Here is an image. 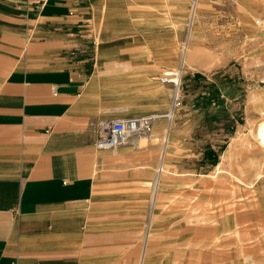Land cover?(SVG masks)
<instances>
[{"label": "crops", "instance_id": "crops-1", "mask_svg": "<svg viewBox=\"0 0 264 264\" xmlns=\"http://www.w3.org/2000/svg\"><path fill=\"white\" fill-rule=\"evenodd\" d=\"M186 7L0 0V264H143L154 175L180 144L160 78ZM145 117L148 129L97 148L103 123Z\"/></svg>", "mask_w": 264, "mask_h": 264}, {"label": "rangeland", "instance_id": "rangeland-1", "mask_svg": "<svg viewBox=\"0 0 264 264\" xmlns=\"http://www.w3.org/2000/svg\"><path fill=\"white\" fill-rule=\"evenodd\" d=\"M159 2H187L170 70L177 77L186 48L192 65L170 120L180 144L145 207L143 264L149 254L148 264H264V151L253 133L264 119V0H201L191 32L193 0ZM219 2H254V12L231 17L236 8ZM236 214L235 233L222 222Z\"/></svg>", "mask_w": 264, "mask_h": 264}, {"label": "built area", "instance_id": "built-area-1", "mask_svg": "<svg viewBox=\"0 0 264 264\" xmlns=\"http://www.w3.org/2000/svg\"><path fill=\"white\" fill-rule=\"evenodd\" d=\"M175 71L167 70L160 78L162 84H173ZM154 118H129V119H113L105 122L101 125L99 139L97 142V148L103 150H115L125 142H127L131 136L140 133L143 130L148 129Z\"/></svg>", "mask_w": 264, "mask_h": 264}, {"label": "bare ground", "instance_id": "bare-ground-1", "mask_svg": "<svg viewBox=\"0 0 264 264\" xmlns=\"http://www.w3.org/2000/svg\"><path fill=\"white\" fill-rule=\"evenodd\" d=\"M199 2H201V0H193V7H192V11H191V14H190V32H191V30H192V28H193V23H194V20H195V17H196V14H197V11H198V8H199ZM260 24V23H259ZM191 36H192V34H191ZM186 38H188V37H186ZM189 38H190V34H189ZM192 41V40H191ZM189 42L190 41H188V44H189ZM190 46V45H189ZM189 48V47H188ZM186 51H187V48L186 49H184V51H183V53H182V55H181V61H180V63H179V71H178V73H177V77H174V81L176 82V88H175V93H174V98L173 99H175V101H177L178 99H179V97H180V91H179V85H180V79L179 78H181V69L183 68V66H190L191 67V60L190 61H188L189 59H188V57L190 58V55L188 56L187 54H186ZM178 70V69H177ZM175 71V70H174ZM177 72V71H176ZM175 105V104H174ZM173 111V110H172ZM170 119H172V117L174 116V113L173 112H171L170 114ZM250 133V132H249ZM254 133V135H255V137L257 138V140H258V142H259V144H260V146H261V148H262V151H264V119L262 120V121H260V123H259V125H258V127L256 128V131L255 132H253ZM166 147V146H165ZM259 147V146H258ZM260 149V148H259ZM261 150V149H260ZM163 151V150H162ZM261 151V152H262ZM243 154V153H242ZM245 154V153H244ZM224 159H225V156H224ZM223 159V160H224ZM251 163V162H250ZM256 164V166H257V168L255 169V170H257V172H256V177L257 178H261V177H263V176H261V168H262V165H261V163L259 162V163H257V162H255ZM219 168V167H218ZM165 171V168H164V158L162 157V159H161V162H160V164H159V168H158V171H157V174H156V176H155V180H154V183H152L153 184V189H152V192H153V195H154V193H156V191L158 190V188H159V186H160V182H161V177H162V173ZM234 174V173H233ZM224 186H226V184L224 185ZM239 186V185H238ZM221 191H223V190H221ZM225 192V191H224ZM230 192H231V190H230ZM232 194V193H231ZM236 204V203H235ZM244 204V203H243ZM234 213H235V211H234ZM237 213H239V212H237ZM243 214V213H242ZM236 216H237V214H236ZM223 217V216H222ZM232 217V216H231ZM263 217H264V215H263ZM243 219V220H242ZM215 221V220H214ZM223 227H230V228H234V230H235V233L237 232V229H238V226H240L242 223H244V218H243V216L242 217H239V215L237 216V217H233V219L231 220H224L223 222ZM221 227H222V225H221ZM237 227V228H236ZM229 230H231V229H228V230H225V231H229ZM262 233V232H261ZM236 235V234H235ZM229 236V235H228ZM261 236H262V234H261ZM220 237V236H219ZM234 237H236V236H234ZM255 238V237H254ZM253 238V239H254ZM264 238V237H263ZM262 238V239H263ZM219 239V238H218ZM236 239V238H235ZM258 239V238H257ZM239 241V240H238ZM237 242V241H236ZM240 242H242L241 240H240ZM248 256V255H247ZM246 258V257H245ZM256 259L257 258H255V261H256ZM256 264H259L258 262H256ZM263 264V263H262Z\"/></svg>", "mask_w": 264, "mask_h": 264}]
</instances>
